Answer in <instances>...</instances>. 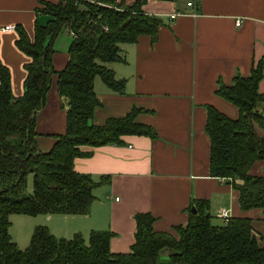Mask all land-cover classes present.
Segmentation results:
<instances>
[{
	"label": "trees",
	"instance_id": "obj_1",
	"mask_svg": "<svg viewBox=\"0 0 264 264\" xmlns=\"http://www.w3.org/2000/svg\"><path fill=\"white\" fill-rule=\"evenodd\" d=\"M145 1L46 2L42 11L49 19L35 25L32 40L17 28L16 46L29 57L18 97L12 95L9 70L0 62V264H264V235H255L251 219L231 217L215 225L206 200H194L195 212L190 210L184 226H173V233L153 231L154 218L136 214L134 243L128 253L110 251L108 230H91L85 240L80 233L57 237L47 226L35 225L23 249L10 236L12 214L89 212L92 189L98 183L73 168L74 158L90 153L80 146L119 143L124 134L155 136L151 126L134 119L137 109L101 124L91 122L100 105L94 78L99 76L110 90L122 93L125 80L116 78L107 64L124 62L121 44L135 42L140 35L154 39L162 23L141 10ZM63 28L72 39L65 66L55 71L52 42ZM263 66L264 54L249 75L235 74L229 85L218 81L215 93L235 105L239 115L229 118L207 106L205 131L210 140V175L232 184L241 209L260 208L264 224V108H260L264 93L257 88ZM54 74L64 100L65 131L42 152L36 143V115L45 105ZM256 161L263 162L261 175L250 173Z\"/></svg>",
	"mask_w": 264,
	"mask_h": 264
},
{
	"label": "crops",
	"instance_id": "obj_2",
	"mask_svg": "<svg viewBox=\"0 0 264 264\" xmlns=\"http://www.w3.org/2000/svg\"><path fill=\"white\" fill-rule=\"evenodd\" d=\"M116 1L127 5L135 0ZM46 2L56 0H0V62L9 70L14 97L23 92L24 64L29 60L16 46L17 28L32 40L35 25L49 19L42 11ZM141 10L162 23L154 39L140 35L135 42L121 44L124 62L107 64L116 78L125 80L122 93L110 90L99 76L94 78L100 105L91 122L101 124L137 109L134 119L151 126L155 136L124 134L119 143L80 146L90 153L74 158L73 168L98 183L92 189L89 212L40 214L35 221L21 218L14 239L18 247V241L29 242L35 225H45L57 237L80 233L85 240L91 230H108L110 251L128 253L134 243L136 214H150L153 231L173 233V226L187 223L194 200L207 201L213 224L247 217L255 235H264L262 210L241 209L232 184L210 175V140L205 131L207 106L229 118L239 115L238 108L215 89L218 81L229 85L235 74L249 75L264 54V0H146ZM5 25L13 28L2 30ZM71 39L64 28L54 38L55 71L65 66ZM56 81L54 74L45 105L36 115V143L42 152L65 131L64 100ZM257 88L264 93V66ZM262 165L256 161L250 173L261 175Z\"/></svg>",
	"mask_w": 264,
	"mask_h": 264
},
{
	"label": "rangeland",
	"instance_id": "obj_3",
	"mask_svg": "<svg viewBox=\"0 0 264 264\" xmlns=\"http://www.w3.org/2000/svg\"><path fill=\"white\" fill-rule=\"evenodd\" d=\"M28 181H29L28 188L31 190V187H32L31 175L28 176ZM21 218H30V220L35 221L36 220L35 218H40V216H37V217L34 216L33 217L30 215H23V214H12V215H10V217H9V220H10L9 233H10V236H11L13 241H14V239H17L16 238L17 237L16 231L19 228V225L21 223V221H18V220H21ZM29 224H30L29 222H25L26 226H28ZM18 243H19V248L23 249L28 245V240L26 241L25 244H21L20 241H18Z\"/></svg>",
	"mask_w": 264,
	"mask_h": 264
},
{
	"label": "built area",
	"instance_id": "obj_4",
	"mask_svg": "<svg viewBox=\"0 0 264 264\" xmlns=\"http://www.w3.org/2000/svg\"><path fill=\"white\" fill-rule=\"evenodd\" d=\"M174 15H172L171 17H173ZM235 24L236 25H239L240 24V20L238 19V20H236L235 21ZM13 27L11 26V25H5V26H3L1 29L2 30H10V29H12ZM221 216L222 217H226L227 216V214H226V212H221Z\"/></svg>",
	"mask_w": 264,
	"mask_h": 264
},
{
	"label": "water",
	"instance_id": "obj_5",
	"mask_svg": "<svg viewBox=\"0 0 264 264\" xmlns=\"http://www.w3.org/2000/svg\"><path fill=\"white\" fill-rule=\"evenodd\" d=\"M191 211H192V212H195V209H194V207H192V208H191Z\"/></svg>",
	"mask_w": 264,
	"mask_h": 264
}]
</instances>
